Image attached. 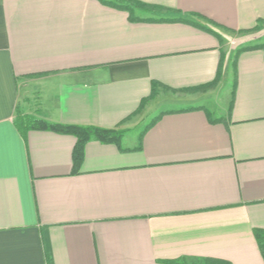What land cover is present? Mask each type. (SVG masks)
<instances>
[{
	"label": "crops",
	"instance_id": "obj_1",
	"mask_svg": "<svg viewBox=\"0 0 264 264\" xmlns=\"http://www.w3.org/2000/svg\"><path fill=\"white\" fill-rule=\"evenodd\" d=\"M132 1L0 0V264H264V0Z\"/></svg>",
	"mask_w": 264,
	"mask_h": 264
},
{
	"label": "trees",
	"instance_id": "obj_2",
	"mask_svg": "<svg viewBox=\"0 0 264 264\" xmlns=\"http://www.w3.org/2000/svg\"><path fill=\"white\" fill-rule=\"evenodd\" d=\"M100 2H102V4L106 6L114 7V8H118V9H122V10L130 12L132 21H136V18L133 16L134 10H142L146 12L151 11V7L145 4L139 3V2H134L132 0H114V1L100 0ZM200 18L204 19L202 17ZM165 21L166 22L176 21V22H181V23L192 24L200 29H203L209 32L210 34L216 37H220L218 33L214 32L208 27L202 24L195 23L189 19L175 18L172 20H165ZM208 22L212 24L213 26H217L211 21H208ZM259 24L261 25V22ZM258 28H259V25L255 29H258ZM258 49L264 51V45L257 46V47L242 48L237 52L236 55L238 56L244 52H249V51L258 50ZM220 77H221V71H219L216 79L211 84H209L207 87L209 88V87L215 86L216 83L219 81ZM157 86H159V84L154 83L152 94L150 95V97L142 101L139 110H141L148 103V101L156 97ZM158 119L159 118L154 119L152 123H150V125L146 127L145 131L148 130L151 126H153L158 121ZM16 126L23 135L26 132H29L31 130H36V131H50V132H54L57 134L74 136L77 140L76 147L74 150V171L75 172H77L79 166L81 165L84 159L85 147L91 140H97L104 144H114L118 147H121V141L124 136V132L119 131V130H114V129H103L100 127H93V126L82 127V126L51 124L43 120H39L36 118L26 116L22 114L19 110L17 111ZM254 236L259 245L261 255L264 259V230L255 229ZM159 263L161 264H231L228 261L220 260V259H213V258H200L192 262H189L187 258H184V257L172 259V260H163V261H160Z\"/></svg>",
	"mask_w": 264,
	"mask_h": 264
},
{
	"label": "rangeland",
	"instance_id": "obj_3",
	"mask_svg": "<svg viewBox=\"0 0 264 264\" xmlns=\"http://www.w3.org/2000/svg\"><path fill=\"white\" fill-rule=\"evenodd\" d=\"M111 1H114V0H111ZM263 34H264V33H263ZM254 36H255V37H256V36H259V37L256 38V39L253 40V41H250V43L247 44L246 47H257V46H262V45H264V35H262V34H259V35L254 34V35L251 36V38H254Z\"/></svg>",
	"mask_w": 264,
	"mask_h": 264
}]
</instances>
